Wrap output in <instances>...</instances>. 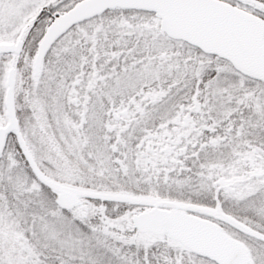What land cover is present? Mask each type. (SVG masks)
<instances>
[{
    "label": "snow or ice",
    "instance_id": "6c2138e0",
    "mask_svg": "<svg viewBox=\"0 0 264 264\" xmlns=\"http://www.w3.org/2000/svg\"><path fill=\"white\" fill-rule=\"evenodd\" d=\"M0 264H264V0H0Z\"/></svg>",
    "mask_w": 264,
    "mask_h": 264
}]
</instances>
